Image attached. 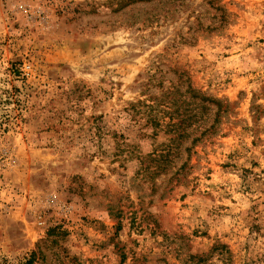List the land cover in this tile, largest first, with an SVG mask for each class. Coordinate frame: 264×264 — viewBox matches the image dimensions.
<instances>
[{"label":"rangeland","instance_id":"374dc122","mask_svg":"<svg viewBox=\"0 0 264 264\" xmlns=\"http://www.w3.org/2000/svg\"><path fill=\"white\" fill-rule=\"evenodd\" d=\"M33 251L264 264V0H0V264Z\"/></svg>","mask_w":264,"mask_h":264},{"label":"trees","instance_id":"16d2710c","mask_svg":"<svg viewBox=\"0 0 264 264\" xmlns=\"http://www.w3.org/2000/svg\"><path fill=\"white\" fill-rule=\"evenodd\" d=\"M215 1L216 0H208V3L212 5V4H214ZM215 10L216 11H222V15L220 17L221 18V23H220L219 27L218 26H216V27L209 26L207 29H209L210 31H214V30L219 29L220 27H222V23H224L226 21L225 20L226 19V11H224L221 7H217ZM183 75H185V74H183ZM186 82H187V84H189L188 85L189 86V90L190 91L192 90V92L195 91V90L190 88V82L188 81V79H186L185 82L184 81L181 82V84L183 85ZM199 97H200L199 102H200V107H201V112H200L199 118L201 119V127H202L200 140H202V139L204 140V139L211 138L218 131V130H216L217 128H215L216 123H218L216 121H215L216 122L215 124H213V125H211L209 127H206V125H207L206 123L209 122L210 119H211L210 118V113H211L210 112L211 111L210 104H214L215 106L218 107V110H219V108H221V104L222 103L219 100H211V99L205 97V95L200 94V93H199ZM171 126H172V129L176 128V124H172ZM37 256H38V252L37 251H33L25 264H34L37 261ZM191 259H195V257H191ZM207 259H208V257H203L202 256V257L198 258V261L193 262L192 264H200V263H202V264H216V263H213V262H208ZM222 264H228V263L227 262L225 263V262L222 261Z\"/></svg>","mask_w":264,"mask_h":264}]
</instances>
